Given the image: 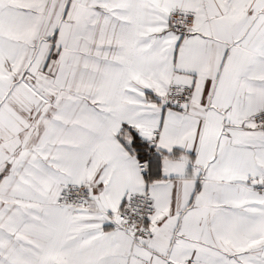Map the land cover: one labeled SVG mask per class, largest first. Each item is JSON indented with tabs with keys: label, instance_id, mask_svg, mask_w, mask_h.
Segmentation results:
<instances>
[{
	"label": "snow or ice",
	"instance_id": "6c2138e0",
	"mask_svg": "<svg viewBox=\"0 0 264 264\" xmlns=\"http://www.w3.org/2000/svg\"><path fill=\"white\" fill-rule=\"evenodd\" d=\"M0 264H264V0H0Z\"/></svg>",
	"mask_w": 264,
	"mask_h": 264
}]
</instances>
